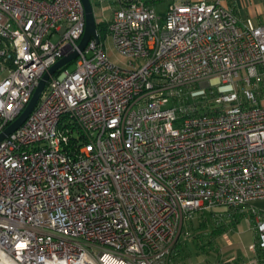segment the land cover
<instances>
[{
	"label": "built area",
	"instance_id": "built-area-1",
	"mask_svg": "<svg viewBox=\"0 0 264 264\" xmlns=\"http://www.w3.org/2000/svg\"><path fill=\"white\" fill-rule=\"evenodd\" d=\"M106 1L78 50L80 0H0V133L78 50L0 141V264H177L185 222L215 207L250 206L264 249V22L221 0Z\"/></svg>",
	"mask_w": 264,
	"mask_h": 264
},
{
	"label": "rangeland",
	"instance_id": "rangeland-1",
	"mask_svg": "<svg viewBox=\"0 0 264 264\" xmlns=\"http://www.w3.org/2000/svg\"><path fill=\"white\" fill-rule=\"evenodd\" d=\"M91 3L97 18L102 19L103 21H106L110 18L111 10L106 0H91ZM164 8L165 5L163 4L160 5L157 10H163ZM99 32L102 41H104L105 50L110 61L118 67L129 68L128 62L131 59L124 55L118 54L114 50L110 38L106 37L107 31L104 24L99 26ZM66 68L73 70L74 63H70ZM4 76L5 74H0V80ZM252 206H254L256 210H264V199L256 200L252 203ZM249 210L251 211V208ZM231 218L232 219L224 218L220 221L212 220L210 224L212 227H215L216 225L219 226V224L223 225V228L226 230L227 227H230L232 222H235V218ZM189 222V230H187L185 226L183 231L184 233L179 237L177 248L179 249V247H181L184 255L182 259V254L180 255L177 264H264V261H260L262 258H259L258 256L256 257L255 254L253 257L249 252L251 245L256 242L257 237L253 228V224L249 220V217L247 218V215L242 220L236 222L233 229L228 232V240L230 242L226 238H224L225 240L222 242L219 238H216V235L213 236L211 234V236L209 232L208 235H204L203 232H205V230L208 228L207 226L211 225H206L204 223V219L200 218L199 216L193 217V219H190ZM251 228L253 230H251ZM251 232H253V238L251 236ZM247 238L252 240L251 245L247 243L249 242L246 241ZM217 239H219V241ZM244 240L246 241L245 243L243 242ZM253 250L260 251L261 249L255 246ZM176 251L178 253V250ZM225 259H229L228 263L224 262Z\"/></svg>",
	"mask_w": 264,
	"mask_h": 264
},
{
	"label": "crops",
	"instance_id": "crops-1",
	"mask_svg": "<svg viewBox=\"0 0 264 264\" xmlns=\"http://www.w3.org/2000/svg\"><path fill=\"white\" fill-rule=\"evenodd\" d=\"M221 2H222V5L227 7L228 9H230L233 12V14L235 16H237L239 21L243 24H246L248 26H256V25L264 22V0H221ZM250 208H251L250 206H246L239 211H235V210H231V209H229L228 211H225V208L215 207L214 209L206 210L203 213L197 212L192 216L191 219H193V217H195V216H199L200 218L204 219V223L206 225H211L210 223L212 220L220 221L221 219L223 220L224 218L232 219L231 217H234L235 222H232L230 227L229 228L227 227L226 230L223 228V225L219 224V226L216 225L218 227L215 226L216 228L212 227V225L207 226L208 228L205 230V232H203L204 235L205 234L208 235V232L210 235L211 234L213 236L216 235V238H219L223 242V240H225L224 238H226L227 240L229 239L228 238V235H229L228 232L233 229L235 223L238 222L239 220H242L243 218H245L246 215H247V218L249 217V220L252 222L253 217H252V212L249 210ZM252 224H253V222H252ZM189 225H190V222H189V220H187L185 222V226H186L187 230H189L188 229ZM207 230H209V231H207ZM251 230H253V229L251 228ZM217 235H219V236H217ZM251 236L253 238V232H251ZM219 239H217V240L219 241ZM246 241H249V242H247V243H249V245L252 244V242H251L252 240H250L249 238H247ZM246 241L244 240L243 242L245 243ZM177 250H178V253L175 255L174 260H176L178 262L180 255L182 254V256H181V259H182L184 253H183V250H181V247H179V249L177 248ZM261 250L260 251L259 250L254 251L253 249H249V252H250V254H252V256L255 254L256 257L258 256L259 258H262L260 261H264V249H261ZM228 261H229V259L224 260L225 263H228Z\"/></svg>",
	"mask_w": 264,
	"mask_h": 264
},
{
	"label": "water",
	"instance_id": "water-1",
	"mask_svg": "<svg viewBox=\"0 0 264 264\" xmlns=\"http://www.w3.org/2000/svg\"><path fill=\"white\" fill-rule=\"evenodd\" d=\"M82 2L83 8H84V14H85V29L84 33L78 43V50H83V48L86 46L87 42L90 40V38H94L96 41L99 40L98 34H97V23L95 19V14L93 11V6L91 3V0H80ZM78 50H73L67 55L60 58L58 61H56L53 65H51L46 72L41 76V78L38 81L37 86L35 87V90L33 91V94L24 108V110L21 112V114L10 124L8 125L1 133H0V141H2L8 134L13 132L15 129H17L28 117L30 112L35 107L45 85L50 76H52L57 70L60 68L66 66L68 63H70L74 58H76L78 54Z\"/></svg>",
	"mask_w": 264,
	"mask_h": 264
}]
</instances>
